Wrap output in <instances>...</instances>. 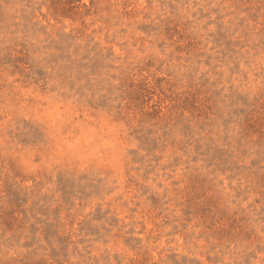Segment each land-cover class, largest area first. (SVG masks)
<instances>
[{
	"label": "rangeland",
	"instance_id": "1",
	"mask_svg": "<svg viewBox=\"0 0 264 264\" xmlns=\"http://www.w3.org/2000/svg\"><path fill=\"white\" fill-rule=\"evenodd\" d=\"M0 264H264V0H0Z\"/></svg>",
	"mask_w": 264,
	"mask_h": 264
}]
</instances>
